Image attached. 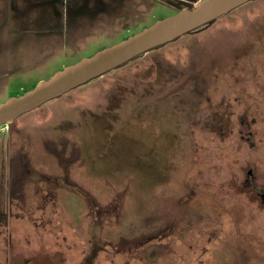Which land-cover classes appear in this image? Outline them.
I'll list each match as a JSON object with an SVG mask.
<instances>
[{
  "label": "rangeland",
  "instance_id": "374dc122",
  "mask_svg": "<svg viewBox=\"0 0 264 264\" xmlns=\"http://www.w3.org/2000/svg\"><path fill=\"white\" fill-rule=\"evenodd\" d=\"M9 1L0 103L180 9ZM263 191L264 0H249L0 126V264H239L242 247L264 264Z\"/></svg>",
  "mask_w": 264,
  "mask_h": 264
},
{
  "label": "water",
  "instance_id": "95a60500",
  "mask_svg": "<svg viewBox=\"0 0 264 264\" xmlns=\"http://www.w3.org/2000/svg\"><path fill=\"white\" fill-rule=\"evenodd\" d=\"M249 0H196L191 7H182L143 29L98 49L91 55L67 64L32 88L8 97L0 103V126L53 100L78 85L121 66L147 53L152 48L172 41L187 32L208 27L218 17ZM252 170H249L251 173ZM264 195V191L262 192Z\"/></svg>",
  "mask_w": 264,
  "mask_h": 264
},
{
  "label": "trees",
  "instance_id": "16d2710c",
  "mask_svg": "<svg viewBox=\"0 0 264 264\" xmlns=\"http://www.w3.org/2000/svg\"><path fill=\"white\" fill-rule=\"evenodd\" d=\"M186 2L187 4H185V5H182L181 3L182 2ZM196 0H177L176 2L180 5V8H182V7H184V6H187V7H191L193 4H194V2H195ZM138 57V56H137ZM129 62V61H128ZM201 73H202V70H201V68L200 69H198V71H197V73H196V75L195 74H193L192 76V79L193 80H195V78H197L198 76L200 77V75H201ZM198 77V78H199ZM186 78H188V74H186ZM189 79V78H188ZM92 80V79H91ZM185 81H187V82H191V81H188L187 79H184ZM210 80V79H209ZM89 82V81H88ZM55 99V98H54ZM244 120H247L248 121V119H244ZM250 121H248V124H246L247 125V129H242V131L241 132H243V136L244 135H252L251 133H254V128L252 127L251 128V126H252V124H250L249 123ZM58 185H54V186H52V189H50V194H52V197L53 198H55V194H56V196H57V193L55 192L54 194H53V192H54V190H55V188L57 187ZM49 194V195H50ZM86 195H89V194H86ZM87 197V196H86ZM88 199V198H87ZM89 199H90V197H89ZM49 200H51V198H49ZM94 201V200H93ZM43 203H44V205H45V201L43 200L42 201ZM103 217V216H102ZM176 229H177V227H176ZM176 229H175V233L173 234V235H176ZM151 248V250L153 251V250H155V251H157L158 250V248H157V245L156 246H151L150 247ZM151 254V253H150ZM149 254V255H150ZM237 254V258H238V260H239V264H242V263H244V264H257L256 263V261H255V258L253 257L254 256V254H249L246 250H245V248L244 247H242L241 249H240V254L239 253H236ZM150 257L152 258V256L150 255ZM243 260H244V262H243ZM242 263H241V262Z\"/></svg>",
  "mask_w": 264,
  "mask_h": 264
},
{
  "label": "flooded vegetation",
  "instance_id": "af4514ba",
  "mask_svg": "<svg viewBox=\"0 0 264 264\" xmlns=\"http://www.w3.org/2000/svg\"><path fill=\"white\" fill-rule=\"evenodd\" d=\"M9 2H10V5H9V9H10V11H11L12 9H16V8H17V0H10ZM11 12H12V11H11Z\"/></svg>",
  "mask_w": 264,
  "mask_h": 264
}]
</instances>
